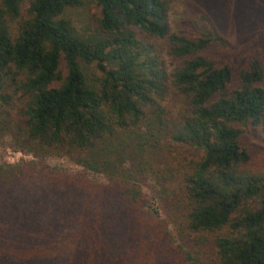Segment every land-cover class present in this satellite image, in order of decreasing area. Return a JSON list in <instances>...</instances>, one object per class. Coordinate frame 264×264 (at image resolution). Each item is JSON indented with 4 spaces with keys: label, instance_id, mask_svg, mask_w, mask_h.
Listing matches in <instances>:
<instances>
[{
    "label": "trees",
    "instance_id": "trees-1",
    "mask_svg": "<svg viewBox=\"0 0 264 264\" xmlns=\"http://www.w3.org/2000/svg\"><path fill=\"white\" fill-rule=\"evenodd\" d=\"M173 1L0 0V264H264V0Z\"/></svg>",
    "mask_w": 264,
    "mask_h": 264
},
{
    "label": "rangeland",
    "instance_id": "rangeland-1",
    "mask_svg": "<svg viewBox=\"0 0 264 264\" xmlns=\"http://www.w3.org/2000/svg\"><path fill=\"white\" fill-rule=\"evenodd\" d=\"M212 4L213 3H211V0H174L169 12V20L172 30L175 31L177 25L183 19L191 15L198 14L201 11H204L203 9H205L206 13L208 11L210 13H213V10H211ZM90 9L91 11H95V8L93 7H90ZM84 10L85 8H80L69 11L68 14H70V16H73L76 13L83 12ZM261 85L264 88V80ZM242 142L252 158L256 160H262V162L264 163V142L260 139L259 136H257V134L253 130H249L244 134V136L242 137ZM187 153L194 154L193 150H187ZM34 161L35 159L32 156L19 152L17 149L9 145L8 140H6L5 145L0 147V165L1 164L16 165L21 162H34ZM45 162L52 168L61 169L69 173H74L75 171L81 170L79 166L75 165L67 158L49 157L46 159ZM88 178L99 182H105L104 178L101 176H93L91 174H88ZM156 190L157 188L155 187L152 181L147 182L145 185L141 187L142 194H144L147 198V207L145 208V210L149 213H156L158 215V220H165V213L161 208L158 196L156 195L155 192ZM167 232L169 236L167 241L168 245H166L167 246L166 249L170 250L172 248H176L180 246V242L175 237L171 226H168ZM183 251H185V249H183ZM162 256H163V261L161 262L163 264H193L194 263V261H191V259L185 261V258L183 259V261H180V263H178V260L170 258L165 254H163Z\"/></svg>",
    "mask_w": 264,
    "mask_h": 264
}]
</instances>
